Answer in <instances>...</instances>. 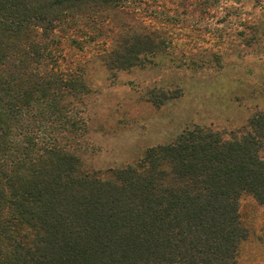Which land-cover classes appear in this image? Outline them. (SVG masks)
<instances>
[{
	"label": "trees",
	"instance_id": "obj_1",
	"mask_svg": "<svg viewBox=\"0 0 264 264\" xmlns=\"http://www.w3.org/2000/svg\"><path fill=\"white\" fill-rule=\"evenodd\" d=\"M129 8L0 0V264H237L247 238L240 201L264 206V112L229 139L195 126L106 177L81 169L80 106L91 89L79 63H64L63 45ZM150 31L83 38L104 39L92 55L115 74L162 53Z\"/></svg>",
	"mask_w": 264,
	"mask_h": 264
},
{
	"label": "rangeland",
	"instance_id": "obj_2",
	"mask_svg": "<svg viewBox=\"0 0 264 264\" xmlns=\"http://www.w3.org/2000/svg\"><path fill=\"white\" fill-rule=\"evenodd\" d=\"M129 1V9L107 13L103 25L83 27L78 44L63 45L64 63H79L91 89L80 106L81 169L101 177L195 126L229 139L264 112V0ZM144 26L162 40L163 51L143 66L112 74L92 55L104 39L92 34L95 43L85 48L84 33ZM161 90L170 98L159 104ZM240 218L247 238L237 264H264V206L243 196Z\"/></svg>",
	"mask_w": 264,
	"mask_h": 264
}]
</instances>
